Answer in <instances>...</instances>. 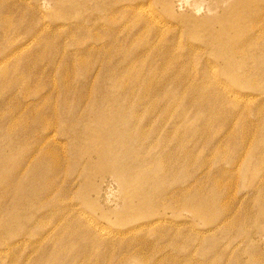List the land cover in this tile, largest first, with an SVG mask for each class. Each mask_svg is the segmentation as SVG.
<instances>
[{"label": "rangeland", "instance_id": "obj_1", "mask_svg": "<svg viewBox=\"0 0 264 264\" xmlns=\"http://www.w3.org/2000/svg\"><path fill=\"white\" fill-rule=\"evenodd\" d=\"M0 114V264H264V0H0Z\"/></svg>", "mask_w": 264, "mask_h": 264}, {"label": "bare ground", "instance_id": "obj_2", "mask_svg": "<svg viewBox=\"0 0 264 264\" xmlns=\"http://www.w3.org/2000/svg\"><path fill=\"white\" fill-rule=\"evenodd\" d=\"M21 96L26 97L27 99L30 98V95H28V94H26L25 96L24 95H21ZM27 110H28L27 108L23 109L21 116H25V112ZM0 116H2V114H0ZM4 119L7 120L12 125H16L18 123V121L15 119L14 113H12L11 109L8 110L7 115L5 116ZM33 119H34L33 127H38L41 125H43L42 127H45L46 129H50L52 127V124L50 122L48 123V125H45L44 121L39 119V110L38 109H35L33 111ZM13 128H15V127H13ZM42 129L43 128L38 127V128H34V129L30 130L29 131V138H31L34 141L37 140L38 138H41L40 134H38V133ZM4 160H5V156H3L0 159V163L4 162ZM0 175H3L6 178L9 185H11V186H14V185L18 186V184L20 183V181H15V175H9L8 172L6 171V169L4 167H2L1 165H0Z\"/></svg>", "mask_w": 264, "mask_h": 264}]
</instances>
